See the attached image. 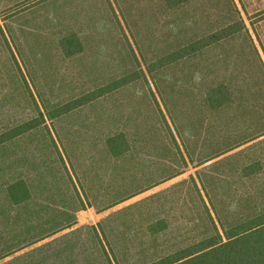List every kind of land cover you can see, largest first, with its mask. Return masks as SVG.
I'll list each match as a JSON object with an SVG mask.
<instances>
[{"label": "trees", "instance_id": "trees-1", "mask_svg": "<svg viewBox=\"0 0 264 264\" xmlns=\"http://www.w3.org/2000/svg\"><path fill=\"white\" fill-rule=\"evenodd\" d=\"M77 6L94 11L95 27L65 36V56H89V38L104 43L108 65L126 66L68 102L34 100L36 116L0 128V260L34 243L31 233L45 240L81 212L146 195L65 235L56 253L86 261L55 264H264V0Z\"/></svg>", "mask_w": 264, "mask_h": 264}, {"label": "rangeland", "instance_id": "rangeland-1", "mask_svg": "<svg viewBox=\"0 0 264 264\" xmlns=\"http://www.w3.org/2000/svg\"><path fill=\"white\" fill-rule=\"evenodd\" d=\"M79 1L81 2V0H0V128L8 122L36 116L35 107H32L34 100L40 104L50 105L68 102L80 97L88 88L98 85L107 74H114L126 66L119 57L116 66L108 65L103 53H99L100 49L104 52V43L94 39L84 40L86 50L90 51L89 56L78 55L74 59H69L59 48V42L70 32L86 36V30L95 27L94 21L97 16H94V11L82 10V7L80 9L77 6ZM98 17H102L101 31L108 30L111 33L106 47V50L111 52L115 44L114 22L111 17L105 18L103 10ZM97 51L102 57L99 58L98 66H92L91 54ZM130 94L131 92L125 93L121 99L129 97ZM134 100L143 101L144 96L142 98L137 94L128 101ZM124 115H129L128 111L124 112ZM74 122L80 124L82 120L75 119ZM78 128L79 134L94 136L102 132L108 134V130L100 132V129L85 126ZM188 176L189 174H185L167 182L153 192L169 188L187 179ZM144 196L146 195L104 213L99 214L94 209L81 212L76 227L45 240L38 239V235L34 236L31 233L30 241L34 243L28 245L23 243V250L6 260H0V264H55L64 258L71 260L78 258L79 261L85 262L84 257L76 258V254L73 253L66 255L56 253L61 241L68 239L64 236L73 234L77 228L96 225L113 212L139 201ZM121 228L115 226L116 230ZM10 236L8 235L1 243L6 244V240L12 238ZM27 236H29L27 231L22 230L20 238L18 237L19 244Z\"/></svg>", "mask_w": 264, "mask_h": 264}]
</instances>
